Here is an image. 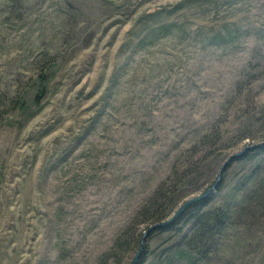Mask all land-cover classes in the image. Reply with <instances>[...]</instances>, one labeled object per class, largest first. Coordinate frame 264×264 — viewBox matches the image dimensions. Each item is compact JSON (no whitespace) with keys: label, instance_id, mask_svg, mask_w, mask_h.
<instances>
[{"label":"rangeland","instance_id":"obj_1","mask_svg":"<svg viewBox=\"0 0 264 264\" xmlns=\"http://www.w3.org/2000/svg\"><path fill=\"white\" fill-rule=\"evenodd\" d=\"M262 143L264 0H0V264H130L221 168L263 209L141 264H264Z\"/></svg>","mask_w":264,"mask_h":264},{"label":"trees","instance_id":"obj_2","mask_svg":"<svg viewBox=\"0 0 264 264\" xmlns=\"http://www.w3.org/2000/svg\"><path fill=\"white\" fill-rule=\"evenodd\" d=\"M263 149L264 143L249 147L241 155L233 157V161H247L250 152H258ZM221 183L222 180L220 179L209 196L191 203L172 222L164 225H154L166 218V215H158L152 221V227L146 231L144 242L153 232L164 233L177 230V233L181 234L183 237L186 235V233L183 232V224L189 223L188 230L190 233H188L187 240L181 241L180 245L185 247V250L182 249L183 253L197 256V259L201 261L202 257L213 250L216 237L233 227V221L231 219L234 216H249L252 215L254 211L263 209L262 199L259 195L257 197L249 196L246 190L243 189L240 191L235 188L231 190L229 197L230 201L235 200V204L232 206H228L227 204L211 206L210 202L213 200L216 190H220ZM159 199H161V197ZM241 208H244L245 211H241ZM156 209H161V204H159ZM142 261L141 251L135 264H141Z\"/></svg>","mask_w":264,"mask_h":264},{"label":"water","instance_id":"obj_3","mask_svg":"<svg viewBox=\"0 0 264 264\" xmlns=\"http://www.w3.org/2000/svg\"><path fill=\"white\" fill-rule=\"evenodd\" d=\"M238 154V153H237ZM235 154V155H237ZM240 154V153H239ZM221 171H222V168L221 170L218 172V175L216 177V179L214 180V182L211 184V186L209 188H207L205 191L203 192H200L198 194H195V195H192L191 197L187 198L174 212L173 214L166 220H163L159 223H156L154 225H164V224H167V223H170L172 222L183 210H185L186 207H188L191 203H193L194 201H197V200H200L202 198H205L207 196H209V194L215 189L218 181L220 180L221 178ZM152 227V226H151ZM150 228V227H149ZM147 231V230H146ZM146 231L143 232V236H142V239L140 241V246L138 248V250L136 251L132 261L130 264H135L142 249H143V243H144V236L146 234Z\"/></svg>","mask_w":264,"mask_h":264}]
</instances>
